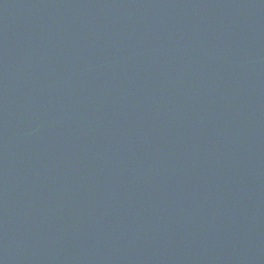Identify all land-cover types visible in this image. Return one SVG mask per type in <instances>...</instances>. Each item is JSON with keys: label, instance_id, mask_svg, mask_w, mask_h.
Instances as JSON below:
<instances>
[{"label": "water", "instance_id": "water-1", "mask_svg": "<svg viewBox=\"0 0 264 264\" xmlns=\"http://www.w3.org/2000/svg\"><path fill=\"white\" fill-rule=\"evenodd\" d=\"M0 264H264V0H0Z\"/></svg>", "mask_w": 264, "mask_h": 264}]
</instances>
